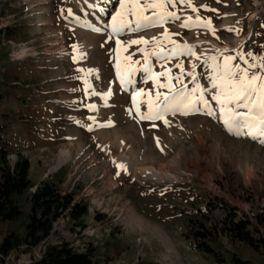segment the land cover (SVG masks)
I'll list each match as a JSON object with an SVG mask.
<instances>
[{
	"label": "rangeland",
	"instance_id": "obj_1",
	"mask_svg": "<svg viewBox=\"0 0 264 264\" xmlns=\"http://www.w3.org/2000/svg\"><path fill=\"white\" fill-rule=\"evenodd\" d=\"M191 2L197 11L180 0L175 7L167 6L179 20L113 35L108 25L119 9L118 0H0V28L15 30L0 45V123L6 126L2 134L12 150L10 162L14 165L23 155L31 162L35 184L54 181L89 203L85 230L72 231L69 219L62 218L47 243L66 238L80 251L92 244L97 247L94 264H215L193 252L181 236V209L212 201L228 203L253 220L264 215V145L227 130L212 99L216 90L207 91L212 72L204 64L210 56L222 64L224 56L236 57L238 52L264 57V0ZM188 17L210 20L215 33L202 26L183 27ZM166 31L177 44L194 46L196 56H149L153 72L170 69L174 89H191L194 71L206 89L212 115L203 105L188 115L169 114L168 125L137 115L135 91L143 89L155 99L157 91L169 90L158 89L142 71L135 74V86L122 85L117 60L123 65L131 55L142 65L140 49L167 52L173 45L164 40ZM141 37L149 43L129 46ZM117 40L124 46L119 52ZM73 45L83 59L73 60L78 55ZM232 63L247 67L238 57ZM89 71L96 95L85 92L82 77ZM251 72L264 74L262 69ZM167 82L160 77V83ZM147 99L136 98L141 112H147ZM212 216L222 217L221 209ZM14 228L22 232L23 224H0V241ZM260 229L264 237V225ZM45 245L32 252L15 251L0 264L29 263ZM220 246L252 264H264V249L256 252L224 237Z\"/></svg>",
	"mask_w": 264,
	"mask_h": 264
},
{
	"label": "trees",
	"instance_id": "obj_2",
	"mask_svg": "<svg viewBox=\"0 0 264 264\" xmlns=\"http://www.w3.org/2000/svg\"><path fill=\"white\" fill-rule=\"evenodd\" d=\"M14 32L12 27L0 28V45ZM5 130L6 126L0 123V224L21 222L23 231L14 228L2 238L0 261L15 251L32 252L46 244L38 257L25 264H94L97 247L92 244L80 251L66 238L47 243L55 224L62 218L69 219L72 231L85 230L89 203L77 200L75 191L65 192L54 181L35 184L31 178V162L23 155L12 165L9 159L12 150L2 134ZM217 209H221L222 217L212 216ZM180 214L185 222L181 236L189 248L215 264H252L236 252L222 250V237L231 244L243 243L256 252L264 249L260 229V225H264L263 214H256L253 220L246 214L240 215L238 209L228 203L212 201L204 207L181 209Z\"/></svg>",
	"mask_w": 264,
	"mask_h": 264
},
{
	"label": "snow or ice",
	"instance_id": "obj_3",
	"mask_svg": "<svg viewBox=\"0 0 264 264\" xmlns=\"http://www.w3.org/2000/svg\"><path fill=\"white\" fill-rule=\"evenodd\" d=\"M180 2L185 3L192 11H197L193 7L191 0H180ZM118 3L119 9L115 14L111 15V22L108 25L113 35H119L125 31L138 32L150 27L166 24L169 20L174 21L180 19L175 12L168 11L167 8L168 5L175 7L176 0H143V2L141 0H118ZM149 9H154L155 11L152 15H145ZM69 14L71 15V10H69ZM129 16L134 19H129ZM182 26L185 28L202 26L215 33L211 21H203L199 17L195 20L188 17ZM93 30L100 31L99 28H94ZM228 30L234 31L231 28ZM164 40L173 45L167 52L163 48L152 53H149L146 49H140V51L144 52V62L142 65L138 60L133 61L131 55L124 57L123 65L119 59L117 60L116 70L122 85L135 86V74L142 71L148 74L147 79L154 81L158 89L167 88L169 90L168 93L157 91L155 99L152 98L150 93H145L143 89L135 91L133 93V100L137 115L141 120L163 121L165 125L170 123L166 119L169 114L180 113L182 115H188L190 112L200 110L197 105H203L206 114L212 115V108L209 106V102L205 99L204 95L206 89L198 82L194 71L191 75L195 86L191 89H188L187 86L174 89L170 69L163 72H153L149 56H156L159 59L165 60L184 54L196 56V53L193 51L194 46L177 44L174 40L170 39L167 31L164 33ZM148 43L149 41L143 37L128 42L129 46L136 44L147 45ZM155 43L159 46L161 42L157 40ZM116 44L118 46V52L124 48L120 40H117ZM73 50L78 53V55L73 56L74 61L84 58V54L79 53L77 45H73ZM237 57L247 67L241 68L239 64L233 65L232 61ZM249 58H251V61ZM217 61V56H210L204 59V64L208 65L212 72V75L209 77L211 89L207 91H211L212 89L216 90L212 99L219 105L220 116L223 119L224 125L230 133L236 136L242 134L247 135L264 145V74L251 72L252 69L264 70V57H257L252 52L246 54L238 52L236 57L224 56L222 64ZM138 65L140 66L138 67ZM177 67L183 73V65L178 64ZM192 67L195 70L196 65L193 64ZM80 71L83 70L81 69ZM91 74V71H89L82 77L85 92L89 95H96L97 93L94 91L93 85L88 79V76ZM162 76L168 78L167 83H160V77ZM175 79L179 81L181 77L177 76ZM144 95L148 96L146 101L147 112H141L140 104L136 102L137 97ZM87 107L95 110L96 106L89 104ZM238 109H245L246 111H238ZM245 129L247 130L246 132L244 131ZM117 167L122 170L125 169V165L123 164H118Z\"/></svg>",
	"mask_w": 264,
	"mask_h": 264
},
{
	"label": "bare ground",
	"instance_id": "obj_4",
	"mask_svg": "<svg viewBox=\"0 0 264 264\" xmlns=\"http://www.w3.org/2000/svg\"><path fill=\"white\" fill-rule=\"evenodd\" d=\"M196 150L198 151L199 148H197ZM60 160H61V159H60ZM160 173H165V175H168V174H169V172H160ZM162 175H163V174H162ZM162 175H161V176H162ZM163 177H164V176H163ZM173 178H174V177H173Z\"/></svg>",
	"mask_w": 264,
	"mask_h": 264
}]
</instances>
